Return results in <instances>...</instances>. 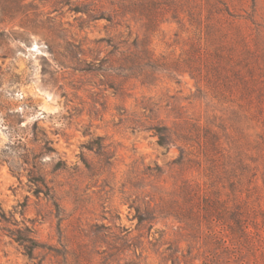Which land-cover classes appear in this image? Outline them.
I'll list each match as a JSON object with an SVG mask.
<instances>
[{
	"label": "rangeland",
	"instance_id": "rangeland-1",
	"mask_svg": "<svg viewBox=\"0 0 264 264\" xmlns=\"http://www.w3.org/2000/svg\"><path fill=\"white\" fill-rule=\"evenodd\" d=\"M0 264H264V0H0Z\"/></svg>",
	"mask_w": 264,
	"mask_h": 264
}]
</instances>
